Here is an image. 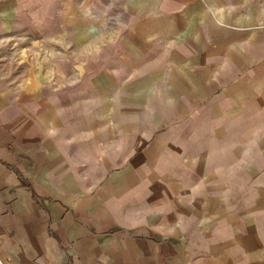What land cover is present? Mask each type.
<instances>
[{"label":"crops","instance_id":"obj_1","mask_svg":"<svg viewBox=\"0 0 264 264\" xmlns=\"http://www.w3.org/2000/svg\"><path fill=\"white\" fill-rule=\"evenodd\" d=\"M263 118L264 0H0V264H264Z\"/></svg>","mask_w":264,"mask_h":264},{"label":"rangeland","instance_id":"obj_2","mask_svg":"<svg viewBox=\"0 0 264 264\" xmlns=\"http://www.w3.org/2000/svg\"><path fill=\"white\" fill-rule=\"evenodd\" d=\"M264 121V118L262 119ZM264 127V124H263ZM258 138L255 137H251L250 138V148L248 150L249 156H248V160H249V164H250V169H251V189H253V186H255V188L257 190H262L264 189V183L263 182H254L253 180L255 179V176L257 174V172L262 171V169L264 170V159H263V153L262 151H258L255 149V141H257ZM246 157V156H245ZM260 164V165H259ZM253 169H254V173H253ZM258 175V174H257ZM258 199L255 198H251V206L255 205L257 203ZM264 206V198L260 199V205L262 204Z\"/></svg>","mask_w":264,"mask_h":264}]
</instances>
